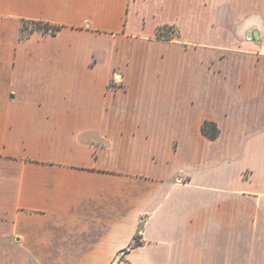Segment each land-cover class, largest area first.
Listing matches in <instances>:
<instances>
[{
  "label": "crops",
  "instance_id": "crops-1",
  "mask_svg": "<svg viewBox=\"0 0 264 264\" xmlns=\"http://www.w3.org/2000/svg\"><path fill=\"white\" fill-rule=\"evenodd\" d=\"M194 1L0 0V264H264V0Z\"/></svg>",
  "mask_w": 264,
  "mask_h": 264
},
{
  "label": "trees",
  "instance_id": "trees-1",
  "mask_svg": "<svg viewBox=\"0 0 264 264\" xmlns=\"http://www.w3.org/2000/svg\"><path fill=\"white\" fill-rule=\"evenodd\" d=\"M31 23H34L36 25V27L35 28L32 27L30 30L24 29V27H22V32L23 33L26 30H28L27 31L28 33H26V35L31 33V32H33V31H41L44 34L55 35L62 29V25H57V24H53L51 22H46V21L31 20ZM166 27L175 28V26H168V25H165V26H162V27L158 28V30H157V38L158 39H173L174 38L173 36H169V35H167L164 32ZM202 130H203V133L206 136L210 137V138H216L219 135V132H220V129H219L217 123L213 122V121L204 122ZM141 244H142L141 236L140 235H136L135 239H134V242L132 243V247H137V246H140Z\"/></svg>",
  "mask_w": 264,
  "mask_h": 264
},
{
  "label": "rangeland",
  "instance_id": "rangeland-1",
  "mask_svg": "<svg viewBox=\"0 0 264 264\" xmlns=\"http://www.w3.org/2000/svg\"><path fill=\"white\" fill-rule=\"evenodd\" d=\"M231 1V0H230ZM237 1V0H236ZM239 1V0H238ZM195 3L197 2L198 3V1L197 0H195L194 1ZM197 3H196V5H197ZM161 14H164V12L163 13H159V14H157L155 17L156 18H153L152 16H154V14L152 15V16H150L147 20H146V22H147V29L148 30H151L152 28H153V26L156 24V22L158 21V20H160V19H162V18H160V17H162L163 15H161ZM170 26V25H169ZM22 27H24V29H28V30H30L32 27L33 28H35L36 27V25L34 24V23H31V20H25L24 22H23V24H22ZM28 30H26L23 34H26V33H28L27 31ZM164 32L167 34V35H169V36H173V37H175L177 34H178V30L176 29V28H173V27H166V29L164 30ZM87 45L88 46H90V48H92L93 46H97L98 48H103V47H106V46H108L109 47V45H110V38L109 37H105L104 35L102 36V37H100V38H93V39H91V40H89L88 42H87ZM203 127V126H202ZM203 131V130H202Z\"/></svg>",
  "mask_w": 264,
  "mask_h": 264
},
{
  "label": "water",
  "instance_id": "water-1",
  "mask_svg": "<svg viewBox=\"0 0 264 264\" xmlns=\"http://www.w3.org/2000/svg\"><path fill=\"white\" fill-rule=\"evenodd\" d=\"M248 36L249 37H251L252 36V32H249L248 33ZM254 36L257 38V40H261V34H260V32L259 31H256L255 33H254ZM119 257L118 258H116L111 264H117V262L119 261Z\"/></svg>",
  "mask_w": 264,
  "mask_h": 264
},
{
  "label": "built area",
  "instance_id": "built-area-1",
  "mask_svg": "<svg viewBox=\"0 0 264 264\" xmlns=\"http://www.w3.org/2000/svg\"><path fill=\"white\" fill-rule=\"evenodd\" d=\"M262 47H263V49H264V40H263V42H262Z\"/></svg>",
  "mask_w": 264,
  "mask_h": 264
}]
</instances>
